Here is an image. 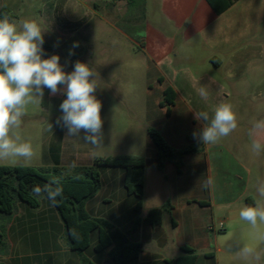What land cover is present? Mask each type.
Masks as SVG:
<instances>
[{"label": "crops", "instance_id": "obj_1", "mask_svg": "<svg viewBox=\"0 0 264 264\" xmlns=\"http://www.w3.org/2000/svg\"><path fill=\"white\" fill-rule=\"evenodd\" d=\"M27 1L0 0V11L8 10L11 19L40 22L46 30L43 49L48 57L69 55L70 50L74 57L82 42L92 52L101 40L105 62L112 57L114 70L132 67L135 74L145 135L140 155L147 160L142 209L134 210L136 200L127 194L121 168L101 169V188L86 204L92 217L128 232L137 218L170 203L161 226L141 225L128 234L142 245L141 253L128 264H168L183 255L184 247L197 252L196 264L222 260L234 264L243 262L236 256L237 241L264 247L238 217L241 207L258 199L255 185L264 180V153L252 154L247 134L254 120L264 118V0H239L221 15L206 0H43L38 16ZM96 19L102 22L100 35L95 33ZM118 24L132 28V34ZM75 42L79 46L73 49ZM125 43L132 47L128 51L132 66L120 55ZM91 63L98 73L111 71L107 64ZM200 86L210 92L206 101L198 95ZM168 91L174 94L172 102L167 101ZM222 101L234 106L238 127L215 145H204L193 138L204 124L194 118L195 112L208 111L211 116ZM101 102L108 104L105 98ZM102 111L108 113L107 108ZM149 128L177 150L195 146L199 151L185 155L180 169L167 162L159 171ZM66 131H52L37 165L25 166L67 167L73 160L88 166L83 141L65 138ZM120 135L125 142L126 135ZM209 178L213 185L205 189L202 185ZM103 204H117L118 210L102 217ZM0 228L5 230L0 264H82L69 245L56 207L46 197L38 209L18 203L12 215L0 216ZM97 240L93 232L85 254L94 263L105 264L110 249L96 252Z\"/></svg>", "mask_w": 264, "mask_h": 264}, {"label": "clouds", "instance_id": "obj_2", "mask_svg": "<svg viewBox=\"0 0 264 264\" xmlns=\"http://www.w3.org/2000/svg\"><path fill=\"white\" fill-rule=\"evenodd\" d=\"M45 31L35 19L15 20L7 15L0 18V161L20 164L30 163L35 158L33 144L23 139L19 129L28 105L42 103L45 88L50 96L66 97L59 104L61 115L55 120L57 126L67 130L65 138H78L91 146L87 153L90 158H95L104 148L102 102L95 95L100 88L99 73L79 60L71 72H66L58 54L43 58ZM78 46L75 42L72 48ZM72 54L70 50L69 55ZM197 92L203 100H208L207 87L200 86ZM194 118L204 122L202 129L193 133V138L204 145H215L238 127L234 106L228 102L217 104L211 116L208 111H196ZM48 127L52 130L53 124ZM247 134L252 154L264 153V118L254 120ZM77 167L76 160L67 166L69 172ZM212 185L213 180L209 178L202 186L208 189ZM255 188L258 199L254 204L241 207L238 217L264 243V180H258ZM32 194L56 204L57 198L63 197V187L59 178L52 177L43 186H34ZM72 231L74 234L75 230ZM236 246L239 248L236 256L245 264H264V247L253 246L243 239L237 241Z\"/></svg>", "mask_w": 264, "mask_h": 264}, {"label": "trees", "instance_id": "obj_3", "mask_svg": "<svg viewBox=\"0 0 264 264\" xmlns=\"http://www.w3.org/2000/svg\"><path fill=\"white\" fill-rule=\"evenodd\" d=\"M217 15L229 10L239 0H206ZM9 16L6 9L0 11V18ZM167 101L172 102L174 94L166 93ZM147 135L156 148L155 167L163 171L167 162L175 164L180 169L181 159L199 151L195 146L177 150L167 143L161 134L153 129L147 130ZM147 160L139 155H116L94 158L88 166H78L69 172L67 167H31L25 165L0 166V214L12 215L18 203L32 209L41 206L43 196H34L32 189L36 185L43 186L50 178L57 177L63 187V197L57 198L56 207L66 228L70 247L79 255L82 264H96L90 260L85 251L90 246V235L97 232L96 252L108 251L107 262L110 264H128L138 257L142 245L132 242L128 234L141 225L159 227L163 214L170 213V203L160 208L150 210L144 219L137 218L128 232H123L111 222L98 217H92L86 209L87 202L94 197L102 185L101 169L121 168L124 170V187L129 196L136 200L134 210L139 212L143 206L145 190V168ZM75 230L73 234L72 230ZM5 246V230L0 228V250ZM183 255L168 262V264H196L198 254L194 249L184 247ZM210 256V255H209ZM4 264V263H1Z\"/></svg>", "mask_w": 264, "mask_h": 264}, {"label": "rangeland", "instance_id": "obj_4", "mask_svg": "<svg viewBox=\"0 0 264 264\" xmlns=\"http://www.w3.org/2000/svg\"><path fill=\"white\" fill-rule=\"evenodd\" d=\"M26 4H29L34 15L38 16L39 11L43 8L44 1L28 0ZM93 25L95 33L100 35L103 32L101 20L96 19ZM118 25L132 34V28L122 24ZM102 44L103 41H97L94 51L91 52L88 50L89 52H87L86 45L82 42V48H80L78 55L71 57L64 52L60 53V63L64 66V70L66 72H71L73 70L74 63L77 60L87 64L90 60L92 62L91 64L94 66L107 64L111 67V71L109 73H99L101 79L100 88H98L95 93L100 101L103 98L108 100L107 105L102 104V109L107 108L108 113L105 115L103 114L104 111L101 110V115L104 120V148L100 150V154L97 156L108 157L116 155H137L138 153V155L141 156L140 154L143 153V140L145 138L144 122L142 120V106L139 100L141 97V91L134 87L135 74L131 69L132 67L130 69L126 67L124 72H117L116 69L114 70L115 67L113 64L116 63L111 61L112 57L105 62L106 58L102 57L101 54ZM129 49H132V47L128 43H125L122 47V54L120 55L125 59L126 64L129 63V66H132L133 58L128 56ZM43 58H48L47 51L45 50ZM65 98V96L60 94L50 96L49 90L45 88L42 103L28 105L27 114L22 118V125L19 132L23 139L30 141L33 144L36 156L30 163L15 164L12 163L11 160H8L0 161V166H16L23 164L37 165V161L41 157L42 144L47 142L52 131L63 130L55 124V120L61 115L59 104ZM50 123L53 124L52 130H49L48 127ZM121 132L126 135L125 142L123 137L120 135ZM83 146L86 151H89V146H86L85 144ZM85 161L84 163H90L89 165H91L93 163V158H89L88 160L85 159ZM116 210H118L117 204H103L100 208V215L102 217H111ZM0 216H2L3 219L8 217V215L3 214H0ZM198 264L230 263H225L224 260H222L219 263L200 262ZM234 264H245V262H234Z\"/></svg>", "mask_w": 264, "mask_h": 264}, {"label": "water", "instance_id": "obj_5", "mask_svg": "<svg viewBox=\"0 0 264 264\" xmlns=\"http://www.w3.org/2000/svg\"><path fill=\"white\" fill-rule=\"evenodd\" d=\"M105 264H110V263L106 262Z\"/></svg>", "mask_w": 264, "mask_h": 264}]
</instances>
